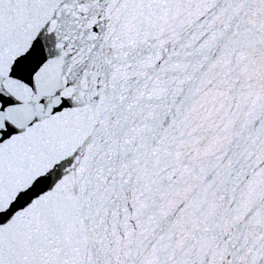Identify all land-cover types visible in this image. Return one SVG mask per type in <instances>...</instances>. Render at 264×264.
Masks as SVG:
<instances>
[{"label":"snow or ice","instance_id":"6c2138e0","mask_svg":"<svg viewBox=\"0 0 264 264\" xmlns=\"http://www.w3.org/2000/svg\"><path fill=\"white\" fill-rule=\"evenodd\" d=\"M0 264H264V0H0Z\"/></svg>","mask_w":264,"mask_h":264}]
</instances>
